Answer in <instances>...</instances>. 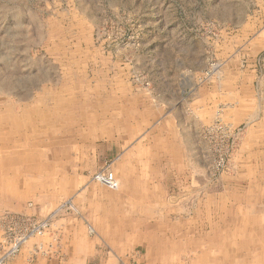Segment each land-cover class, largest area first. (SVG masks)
Instances as JSON below:
<instances>
[{"label": "rangeland", "instance_id": "374dc122", "mask_svg": "<svg viewBox=\"0 0 264 264\" xmlns=\"http://www.w3.org/2000/svg\"><path fill=\"white\" fill-rule=\"evenodd\" d=\"M233 71L241 77L245 105L248 99L254 102L249 112L258 119L257 123L264 117V0H0V153L4 157L17 152L24 155L22 152L31 145L13 139H25V130L29 129L24 119L25 103L38 98L50 106L58 94L68 98L60 91L67 77L78 81L92 74H131L127 79L131 92L127 91V96L144 99L148 105L159 99L169 100L171 112L182 124L183 136L189 134L198 173L193 178L196 182L190 192L191 205L176 209L177 219H187L175 224L176 243L185 241V232H191L199 241L202 231L210 232L215 225V230L220 229L219 224L240 231L264 230V206L260 204L264 183L259 181L262 175L257 176L255 184L259 188L255 205L250 207L242 197L233 199L251 195L247 196L246 182L240 181L238 187L244 189L236 190L239 183L235 174L241 167L246 169L249 151L254 153L261 146L259 139L247 142V119L234 125L233 111H224L229 103L226 98L217 99L210 110L201 112L194 111V105L189 103L200 85L220 83L225 74ZM174 74L181 76L173 78ZM178 84L186 87L184 94L179 92ZM112 97L113 102L124 101L120 92ZM239 112L247 117L248 111ZM160 113L165 117L170 112ZM219 158L223 165L215 169L214 162ZM21 161L15 163V175L22 172ZM262 162L255 152L251 164L262 167ZM106 166L110 168L106 164L96 172ZM222 178L226 184H222ZM32 203L23 198L17 199L13 208L2 206L4 211H14L0 212V243L1 224L6 223V218L21 216L32 222H48L40 234L32 233L20 251L6 259V264L26 244L33 246L32 264L41 256L50 264L52 257H58L51 254L53 243H46V248L41 243L48 236L52 219L86 214L72 200L71 193L56 198L43 211H29ZM227 215L244 217L228 224L222 222ZM84 226L93 236L88 224ZM239 241L245 248L253 246L251 240ZM242 257L246 254L235 259L239 263Z\"/></svg>", "mask_w": 264, "mask_h": 264}, {"label": "crops", "instance_id": "0c3cea01", "mask_svg": "<svg viewBox=\"0 0 264 264\" xmlns=\"http://www.w3.org/2000/svg\"><path fill=\"white\" fill-rule=\"evenodd\" d=\"M92 75L78 81L67 77L60 91L68 98L58 94L50 106L38 98L25 103L24 119L30 124L29 129L25 130V139L13 141L31 146L22 152V157L18 152L11 157L0 153V212L11 213L14 210L9 208L6 212L2 206L13 208L16 200L23 198L33 200L28 209L32 213L36 209L43 211L56 198L71 193L72 200L86 214L52 219L48 236L41 243L44 248L46 243L54 245L51 254L59 259L52 257L50 264H264V230L240 231L219 224L220 229L215 230V225L210 232L202 231L199 241L191 232H185V241L176 243V222H187L176 218V209L191 205L190 192L196 182L193 178L198 173L189 134L183 136L182 124L171 112L169 100L159 99L148 105L144 99L127 96V91L131 92L127 83L131 74ZM178 76L181 74H174L173 78ZM240 79L233 71L225 74L220 83L200 85L189 103L194 105V111L201 112L210 110L217 99L226 98L229 103L224 111H233L232 123L239 125L247 119V142L252 144L259 139L261 143L254 153L249 151V164L255 159V152L264 162V117L257 123L258 119L251 117L249 105L254 102H243ZM179 87L184 94L186 87ZM116 92L124 98L121 103L113 102ZM161 110L170 113L164 117ZM241 110L248 111L247 117ZM19 159L22 172L15 175ZM263 162L262 167L247 164L246 169L236 171V190L244 189L238 187L243 181L248 184L247 196L250 192L251 195L234 196V200L242 197L250 207L257 203L259 188L255 184L261 175L259 181L264 183ZM106 164H110L119 182L117 189L93 179V174ZM222 181L227 183L224 178ZM260 204L264 206V199ZM243 217L227 215L222 222L230 224ZM85 223L94 231L93 236ZM245 239L251 240L253 246L245 248L239 241ZM32 248L26 244L7 264H32ZM245 254L238 263L235 258ZM46 262L41 256L33 264Z\"/></svg>", "mask_w": 264, "mask_h": 264}, {"label": "built area", "instance_id": "2783aa9c", "mask_svg": "<svg viewBox=\"0 0 264 264\" xmlns=\"http://www.w3.org/2000/svg\"><path fill=\"white\" fill-rule=\"evenodd\" d=\"M223 165V159L219 158L214 162L215 169H219ZM93 179L97 180L109 188H119L113 171L108 167H104L93 175ZM6 223L2 226V242L0 243V264H6L5 261L10 256L15 255L21 249L22 244L29 238L32 233H41L47 226V221L32 222L29 218L11 216L6 218ZM20 220V221H19ZM22 222V225L19 223Z\"/></svg>", "mask_w": 264, "mask_h": 264}, {"label": "bare ground", "instance_id": "6f19581e", "mask_svg": "<svg viewBox=\"0 0 264 264\" xmlns=\"http://www.w3.org/2000/svg\"><path fill=\"white\" fill-rule=\"evenodd\" d=\"M24 108H25V107H24ZM24 112H25V111H24ZM26 123H27V122H26ZM10 124H11V123H10ZM11 128H12V127H11ZM21 138H22V137H21ZM21 138H20V139H21Z\"/></svg>", "mask_w": 264, "mask_h": 264}]
</instances>
